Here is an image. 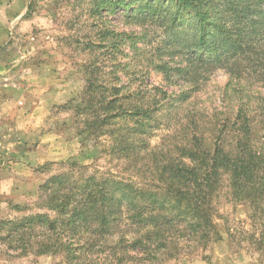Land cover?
Returning <instances> with one entry per match:
<instances>
[{
    "label": "trees",
    "instance_id": "obj_1",
    "mask_svg": "<svg viewBox=\"0 0 264 264\" xmlns=\"http://www.w3.org/2000/svg\"><path fill=\"white\" fill-rule=\"evenodd\" d=\"M92 2L93 16L119 14L151 24L157 33L156 42L147 40L153 69L170 85L173 74L187 85L175 91L146 82L149 70L132 65L123 50L127 41L144 52L138 41L145 36L106 30L102 39L116 38L101 53L106 59L95 54L83 66L84 90L70 107L79 136L90 142L95 157L100 149L116 166L89 172L88 164L73 160L49 176L39 188V207L46 211L0 219V251L52 256L59 264H166L204 252L223 241L225 232L227 241L263 251L259 106L255 114L249 104L218 113L207 130L199 122L201 110L188 104L218 69L243 79L261 65L257 77L264 81V0ZM261 102L264 117V94ZM182 117L185 122L172 140L151 143L165 120L171 124ZM225 182L232 201L247 205L252 228L237 242V234L217 222L223 219L217 202Z\"/></svg>",
    "mask_w": 264,
    "mask_h": 264
},
{
    "label": "rangeland",
    "instance_id": "obj_2",
    "mask_svg": "<svg viewBox=\"0 0 264 264\" xmlns=\"http://www.w3.org/2000/svg\"><path fill=\"white\" fill-rule=\"evenodd\" d=\"M92 7V0H0V219L46 211L39 207L40 185L49 176L68 168L73 160L88 164L89 172L116 166V161L100 149L101 155L95 157L90 142H84L79 136L75 113L70 107L84 90L83 66L95 54L106 59V54L101 53L116 38L102 39L106 30L145 36L146 41H138L144 52L131 49L127 41L123 50L129 53L125 59L132 65L149 70L146 82L175 91L187 85L176 74L172 77L175 84L170 85L163 73L153 69L150 60L154 51L147 40L156 39L157 33L151 24L119 14L93 16ZM101 42L102 48L98 47ZM261 57L264 61V52ZM176 61L172 60V64ZM262 69L261 65L250 68L243 79L218 69L200 83L196 96L191 99L194 103H189L188 109L195 106L201 110L199 122L210 130L215 115L221 116L218 113L236 110L238 104H249L255 114L259 106L257 120L264 129L260 109L264 81L261 76L257 77ZM231 93L234 97L230 105ZM175 120L171 124L163 121L162 128L150 138L153 145L172 140L173 131H179L185 122L184 118ZM224 185L217 202V211L223 219L217 222L224 231L237 234V242L252 230L247 220V205L232 201L227 182ZM225 233L223 241L211 244L204 252L166 264H264V250H254L243 241L237 246L227 241ZM0 264H59V259L19 256L1 250Z\"/></svg>",
    "mask_w": 264,
    "mask_h": 264
}]
</instances>
